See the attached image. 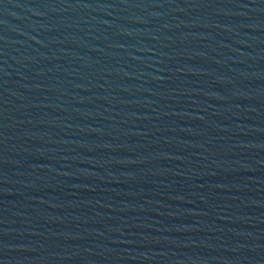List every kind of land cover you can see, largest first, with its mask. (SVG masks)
I'll return each mask as SVG.
<instances>
[{
    "label": "water",
    "instance_id": "95a60500",
    "mask_svg": "<svg viewBox=\"0 0 264 264\" xmlns=\"http://www.w3.org/2000/svg\"><path fill=\"white\" fill-rule=\"evenodd\" d=\"M0 264H264V0H0Z\"/></svg>",
    "mask_w": 264,
    "mask_h": 264
}]
</instances>
